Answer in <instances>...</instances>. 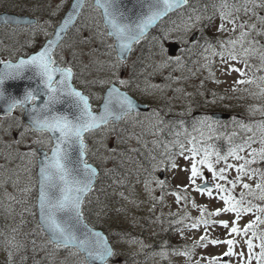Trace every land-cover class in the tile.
Wrapping results in <instances>:
<instances>
[{"label": "rangeland", "instance_id": "374dc122", "mask_svg": "<svg viewBox=\"0 0 264 264\" xmlns=\"http://www.w3.org/2000/svg\"><path fill=\"white\" fill-rule=\"evenodd\" d=\"M261 2L262 0H256L257 4ZM1 3L21 7L25 13L38 18L37 24L32 26L4 25L0 28V57L7 61L16 59L22 53L40 48L44 41L53 35L72 0H0ZM205 4L212 8L211 11L208 13L206 11L205 15L192 16L193 26L190 30H184V25L190 23L189 19H182L163 29L160 38L152 36L146 42H142L141 44L149 45L146 50L143 52L135 50L128 61L118 62L114 40L108 35L100 8L94 4V0H86L78 22L56 50L57 62L62 66L73 68L74 83L93 98L95 105L101 102L104 90L110 85L107 83L101 85L98 81L112 80L119 84L117 79L119 78L129 82L127 86L119 84L122 88L129 89L138 99L148 101L154 107L149 116L141 115L138 123L135 122L134 117H128L120 125L113 124L116 127L108 124L87 134L88 149L93 154L89 160L94 164L98 161L106 164L108 159L106 147L115 145L118 131H127L128 128L127 135L131 137L133 146L130 147L133 148H135L134 142L147 144L148 139H155L159 132L156 130L159 127L157 113L159 107H162L163 102L168 99L172 98V106L174 105L178 111L182 109L183 112L193 115H206L202 117L206 122L205 125L194 126L191 132H186L183 142H177L173 137L172 141L166 143L171 149V157L175 143L176 153L183 144V155L178 153L175 156L174 153L172 158L154 160L148 169L136 167L134 174L129 178V186L120 191H113L114 193H110L109 197H100L99 194H95L94 197L89 196L87 205L94 203V208L97 205L99 209L97 207L96 213H99L107 232L116 234L112 239L116 249L115 259L110 264H189V261L193 264H210L213 260L215 264H247L248 249L244 241L248 238H252L256 245L253 252L260 251V240L252 237L251 230L248 236L235 234L230 236L228 229L219 223L221 220H227L231 226V221L235 219L234 213L221 212L219 216L208 215L209 212L224 207L214 183L225 182L212 181L211 173L207 168L198 165L205 179L213 183V196L209 197L207 194L202 195L195 191V185H192L188 179L192 162L188 149L192 147L189 143L192 137H196L198 142L196 147L200 155L196 157L197 160L205 149L215 153L212 149L204 147L200 140L220 133L217 132L218 127L228 131L231 139L238 142V144L234 143L233 147L243 144L248 137H252L255 142L250 143V147L246 146L245 151L239 153L246 159L252 158L249 153L253 148L262 147L260 141L264 137V129L260 127L261 122L264 121V80L260 79L264 77V70H258L261 66L259 54L244 57L240 45L237 44L235 52L238 59L231 60L228 56L231 46L227 42L239 37L241 29L238 25L241 22L256 23L257 27H260L256 17L252 15L253 4L248 0H205ZM245 7L249 9L247 14L244 12ZM237 8L240 9L239 12L236 11ZM254 10L260 16H264V7H257ZM222 12L232 13V16L223 21L226 29L224 31L219 30ZM196 17L200 19L196 21ZM235 17H238L237 27L232 31L233 25L228 23V20ZM205 31L206 35L213 36L216 42L209 44L205 50L199 47L202 50L200 55L195 57L196 59L191 57L190 63H186L184 49L191 46V43L195 44L194 42ZM245 31H250V35L246 38L244 47H248L247 41L252 39L264 44V36H258L255 31L248 28ZM166 33L167 38H164ZM195 33L198 37L191 41ZM174 41H179L181 45L180 47L177 45L174 52L170 51V53V45ZM161 45L165 50L163 52ZM140 52H142L141 59L144 60L143 64L139 62V65L143 70L138 67L135 72L136 75L143 77L132 78L130 73ZM169 56L173 58L170 61ZM176 57L180 58L178 62ZM243 59H247L252 65L250 69H244L243 63L239 62ZM114 65L118 66L113 67ZM232 68H240L246 72V75L240 76L239 73L232 71ZM249 79L253 83H235L237 80ZM194 106L199 108L194 109ZM214 111L230 114L229 121L214 119L211 116ZM207 124L212 126L211 131L207 128ZM243 125L251 127L252 131H248L246 127H242ZM26 126L28 125L22 122L20 116H0V264H86L82 253L75 254V248L57 249L54 244L48 242L49 238L44 231L31 222L33 216L37 219V193L36 190L35 194L33 192L37 184L35 167L38 155L32 156L28 153L37 151L40 146L49 150L50 145L47 143L48 134L25 131ZM194 128L203 131L204 136L201 137L200 131H195ZM142 129L148 134L146 139H142L138 134ZM37 140L44 143H34ZM211 159L217 170L225 167L226 163L234 165L243 163L232 157L219 164L215 163V155H212ZM173 162L177 165L176 168L171 167ZM249 168H259L263 171L264 162L249 165ZM225 175L229 179H235L237 172L232 168L228 169ZM157 179L164 182L163 186L156 183ZM146 181L149 182L148 188H145ZM204 181L197 178L196 185ZM257 181L258 176L252 180L244 177L242 182L252 184L254 188ZM225 186L231 188V185L225 184ZM242 191L247 190L238 183L233 194L239 198ZM176 194L181 197L179 202ZM247 199H252L254 204L264 206V202L252 197ZM193 202L196 207H193ZM201 207L206 209L204 218L209 223L207 226L201 223L199 227L193 229L190 225L200 218ZM256 215L264 219V213H257L253 209V213L242 216L239 221L241 229L250 220L255 219ZM170 224H173L174 229L178 226L174 237V243H178V246L158 247L146 256L138 258V255L146 253V248L158 240L162 231ZM256 231L259 236L264 232V225H259ZM201 236H205L206 239L200 241ZM227 239L236 241L233 251L244 253L243 257L225 256L224 253L228 249L226 244L211 243L212 240ZM185 252L188 255H184ZM252 264H257L255 258Z\"/></svg>", "mask_w": 264, "mask_h": 264}, {"label": "snow or ice", "instance_id": "6c2138e0", "mask_svg": "<svg viewBox=\"0 0 264 264\" xmlns=\"http://www.w3.org/2000/svg\"><path fill=\"white\" fill-rule=\"evenodd\" d=\"M253 4L252 15L256 17L260 27H257L256 23L249 24L247 21L241 22L238 27L241 29L239 37L234 40H229L227 43L231 46V50L228 52V56L231 60H237L238 57L235 52L237 44L242 49L244 57L253 54H259L261 61L260 69L264 70V44L252 39L247 41L248 47H244L246 38L250 35V31H245L246 28L255 31L258 36H264V16H260L254 9L257 7H264V0L260 4L256 3V0H248ZM188 0H151L147 5L148 11L137 22L123 23L120 16L117 15L113 8V0H104L100 3L97 0L98 6L104 9V16L106 18V26L109 28L108 35L114 37L118 42L119 54L117 57L118 62L121 60V56L125 50H131L133 43H138L140 39L144 37L146 30L154 24L158 19L165 16L173 9H178L181 5H186ZM80 4L73 5V9H79ZM240 11L239 8L236 9ZM249 9L244 8L245 14ZM232 16L231 12L227 14L221 13L220 31H224L225 25L223 21L227 17ZM190 23L184 25V30L188 31L193 26L192 17L189 18ZM200 18L196 17V21ZM236 19L228 20V23L233 25L232 31L236 30ZM72 20V13L69 14L67 19L64 20V25L61 31ZM7 22V21H5ZM179 27V26H177ZM58 35V34H57ZM167 38V33L165 37ZM55 41H49L48 44L42 47L35 54L30 55L27 59H20L18 63H12L10 61H0V64H4L3 70H0V100H6L7 114H11L15 108L23 110L29 118V125L25 127V131H36L42 134H48L47 143L50 145L49 152L43 153V159L39 161L38 172V208H39V227L42 231L48 235V242L54 244L57 249L75 248L76 253H83L85 256L86 264H96L100 261L101 264H107L108 257L111 256L112 250L107 245V242L101 236L99 232H93L87 230L81 232L79 224L83 215L82 205L84 203V197L87 193L92 191L95 179L98 171L96 167L89 164L86 159L87 146L85 144V134L90 133L93 130L100 128L102 125L108 124L111 120H121L124 117L130 115L135 109L136 105L133 100L124 92H121L116 87V81L112 80H100L98 83L101 85L107 83L110 87L107 89V94L104 97L102 110L99 114L93 112L91 104L89 103V97L84 95L83 92L77 90L73 85L74 72L71 66L61 67L58 65L57 60L54 58L53 46ZM258 45V47H257ZM111 47V46H110ZM162 52L163 45H161ZM207 50V49H206ZM223 55V54H221ZM171 56L168 60H172ZM179 61V57L175 58ZM243 63L244 69H250L252 65L247 62V59L239 61ZM118 65H114L116 67ZM234 72L245 76L246 72L240 68H232ZM26 71L32 72V77L38 80L35 88H26L22 98L5 97L3 91V85L6 80H15L23 78ZM118 79V82L122 86H127L128 81ZM264 80V77H260ZM235 83H253L252 80H237ZM43 96V103L37 105V100ZM66 99H70V108L74 109L71 113L59 112L56 110L58 104L64 103ZM31 107H27L28 105ZM198 123L205 125V121L201 120ZM209 131L212 126L206 125ZM248 131H252L251 127L243 125ZM261 129H264V121L260 124ZM195 131H200L201 137L204 136L203 131L198 128H194ZM23 136V133H21ZM211 138V137H209ZM253 141L252 137H248L243 144L236 145L230 148L227 154L221 155L219 152L210 153L206 149L200 159H196L200 152L196 147L198 143L196 137H192L189 141L192 147L188 149L191 153V174L188 177L190 183L195 185V191L207 196H213V188L208 187L207 181L204 177V173L200 170L198 165L207 168V171L211 173L212 181H224L225 183L215 182L214 188L219 194V200L223 201L224 207L217 208L215 212H209V216H219L221 212H229L235 214V219L231 221V226L227 220H221L219 223L226 229H228L229 235H243L248 236L249 230L252 231V237L260 240L259 253H254L253 249L256 247L252 238L246 239L244 242L247 245L248 256L247 264H252V260L255 258L257 264H264V232H261L257 236L256 229L259 225H264V219L260 215H256L255 219L250 220L241 229L239 221L243 215L253 213V209L257 213H264V206L260 204H254L252 197L255 200L264 202V171L259 168H249V165L256 164L258 162H264V137L261 138L260 149H252L249 155L251 159H246L244 156L239 155L240 152H244L246 146L250 147V143ZM37 144H43L44 141H34ZM183 155L184 145H180ZM28 155L36 156L37 151H32ZM212 155H215V163L219 164L221 161H227L229 157L234 160L243 161L238 165L227 164L225 167L217 170L214 167L211 159ZM258 158V159H257ZM189 159V157H185ZM172 168H176L177 165L171 163ZM235 168L237 176L235 179H229L225 175L228 169ZM258 176V181L253 188L252 184L243 183V178L247 177L249 180ZM200 178L205 180L203 186L196 185V179ZM156 183L163 186L162 180H156ZM241 184L242 188L247 190L242 191L237 198L233 193L237 184ZM149 182H145V188H148ZM225 184L231 185V188L226 187ZM177 195V202L181 199L179 194ZM193 207L196 204L193 202ZM206 209L200 208L201 216L198 220L194 221L190 227L195 229L202 223L205 226L209 221L204 218ZM205 236L200 237V241H204ZM212 244H226L228 246L225 256L239 255L244 256V253H234L233 246L236 241L234 239L227 240H212ZM188 255L187 252L183 253ZM215 264V260L210 262Z\"/></svg>", "mask_w": 264, "mask_h": 264}, {"label": "trees", "instance_id": "16d2710c", "mask_svg": "<svg viewBox=\"0 0 264 264\" xmlns=\"http://www.w3.org/2000/svg\"><path fill=\"white\" fill-rule=\"evenodd\" d=\"M219 2V1H217ZM214 5L215 3H211ZM205 0H189V3L170 13L165 19L159 23V25L154 28L145 38H143L139 43L136 44L135 49L133 51V54L135 50H141L142 52L146 50L149 45L147 44H141L142 42H146L150 37L156 36L159 37L163 35V29L168 28L171 24H175L178 21L182 19H188L190 16H196V14L202 15L207 14L212 9L209 5L205 6ZM204 8V10H202ZM2 10H18L20 12H24V9L21 7H16L11 4H0V11ZM207 11V13H206ZM213 36L206 35V31L202 32V35H200V42L208 43L211 40H213ZM189 50V49H188ZM185 52V62L190 63V59L195 52L199 50L197 45L195 44L190 51ZM142 52L138 54V57L136 58V61L134 63V68L132 70L131 77L139 79L140 77H143V75H136V68L139 67V69L143 70V68L139 65L143 64V60L141 59ZM132 54V55H133ZM151 113L143 114L145 116H149ZM140 116L141 115H134L135 122H140ZM157 125L159 126L156 128L158 130L159 135L155 139H148L147 144L142 142H134V146L132 145L131 137L127 135V131L123 130L121 132L118 131L117 137H116V143L113 145V147H110L107 145L106 150L108 151V159L106 160V164L101 163L100 161L97 162L98 167L100 168V173L98 175L96 184L94 188L92 189L90 193V197H94L95 194H99L100 197L107 196L109 197L111 194L114 193L113 191H120L121 189H124L129 186V178L134 174V169L136 167L141 166L142 168H150V164L157 159L162 158H172L174 157L173 154L175 153V156L180 152H177V145L175 143V146L172 148V157H171V149H169V146H166V143H169L173 140V136L177 133V130L179 132H184V129L182 126L177 125L178 123V117L176 113L173 112L171 105L169 102H164L163 106L159 108V111L157 113ZM128 119V117L126 118ZM150 120V119H149ZM151 121V120H150ZM120 125V124H119ZM113 127H116L112 124ZM189 126V125H186ZM126 129V128H125ZM125 131V132H124ZM140 136H142V139H146L147 133L144 129L138 132ZM229 135L228 133H225ZM224 134V135H225ZM173 135V136H172ZM225 137H218L214 136L208 141V148L214 150V152H219L221 155L227 153V151L232 148L235 144H238V142L233 141L229 139L230 136ZM144 136V137H143ZM180 140H176L177 142H183L185 139L184 137H179ZM90 141V140H89ZM154 142V143H153ZM95 148V146H94ZM88 157L92 158L93 154L89 152V149L87 150ZM106 165V166H105ZM261 168L263 166H260ZM264 171V170H263ZM89 198V197H88ZM87 198V200H88ZM86 200V202H88ZM33 206L35 208V201L33 203ZM97 205L94 203H87L84 206L83 214L84 217L95 227L103 228L106 230L104 223L100 220L99 213H96L97 211ZM94 208V209H93ZM99 209V207H98ZM35 212V211H34ZM35 215V213H34ZM33 220L31 221L33 225L37 228H40L38 225L37 219L33 216ZM28 222V221H27ZM29 223V222H28ZM178 226H174L173 224H170L167 228H165L164 231L160 234L158 237V240L152 243V245H149L146 248V253H143L141 255H138V258L146 256L149 252H151L154 249L163 248L164 246L166 248H172L175 246H178V243L175 244V232ZM107 231V230H106ZM111 239L116 235L114 232H108ZM126 235L128 233L125 232ZM47 237V236H46ZM114 258H112L108 264L114 262ZM188 264V263H185ZM189 264H193L189 261Z\"/></svg>", "mask_w": 264, "mask_h": 264}, {"label": "water", "instance_id": "95a60500", "mask_svg": "<svg viewBox=\"0 0 264 264\" xmlns=\"http://www.w3.org/2000/svg\"><path fill=\"white\" fill-rule=\"evenodd\" d=\"M104 0H100V3H103ZM151 2V0H113V8L112 10L115 11L117 13V15L122 14V16H120L121 20L123 23H134L137 22L139 20L140 17H142L144 14L147 13L148 11V7L147 5ZM79 3L80 7L79 9H73V5ZM84 3L85 0H72V3L70 5V7L68 8V10L66 11V13L64 14L63 18L61 19L60 23L56 26L54 34L49 37L44 44L42 45V47L46 46L48 44V42L51 41H55V45L53 46V52L55 51V49L58 47V45L61 43V41L64 39V37L66 36V34L68 33V31L75 25V23L77 22L81 11L84 7ZM94 4L96 6H98L97 4V0H94ZM185 5H181L178 9H180L181 7H183ZM101 11H102V15H103V21L104 24L106 25V18L104 16V9L100 6H98ZM178 9H173L172 11H170L169 13H167L165 16L161 17L160 19H158L154 24H152L145 32L144 36H146L154 27L157 26V24L160 22L161 19H163L164 17H166L168 14L178 10ZM72 13V20L70 21V23L67 25V27L64 28L63 31H61V28L64 25V20L67 19V17L69 16V14ZM7 21V22H5ZM37 21L36 17H33L31 15L28 14H20V13H16V12H8V11H3L0 12V25L2 24H32L35 23ZM107 27V26H106ZM108 32H109V28L107 27ZM58 34V35H57ZM114 41H115V48L117 51V55L119 54V46H118V42L115 40V38L113 37ZM135 43H133L131 45V50H125V52L123 53V55L121 56V60L125 61L128 59V57L130 56V53L133 49ZM177 43H172L170 45V51L174 52V50L176 49ZM41 47V48H42ZM40 48V49H41ZM39 49V50H40ZM37 50V51H39ZM36 51V52H37ZM36 52L31 53L30 55L35 54ZM30 55L28 56H23L20 57L18 60L16 61H12L10 60V62L12 63H18L20 59H27ZM1 61V59H0ZM59 65V64H58ZM60 66V65H59ZM4 68V64H0V70H3ZM32 77V72L30 71H26L24 73L23 78L20 79H15V80H6L3 87V91H4V95L5 97H16V98H22L24 91L26 88H35L37 86L38 80L35 78H31ZM73 85L74 87L77 88V90L83 92L84 95L88 96V94H86L82 89L78 88L75 84L74 81ZM110 86H108L103 94V99L102 102L99 106V110H94L92 107V102L90 100L89 97V103L91 104L92 110L94 113L99 114V112L102 110V105L104 102V97L107 94V89ZM116 87H118L120 89L121 92L126 93L135 103L136 105V109L132 112H138V111H147L149 109V106L145 103H141L137 98H135L131 93H129L127 90L121 88L118 84H116ZM43 99L44 97L41 96L40 99L37 100V105L43 103ZM70 99H66L64 103L58 104L56 106V110L59 112H66V113H71L72 111H74V109L70 108ZM6 107H7V102L6 100H0V114L1 115H5L7 114L6 112ZM27 107H31V105L29 104ZM13 111V110H12ZM214 117L217 118H222V117H229V114H223V113H214L213 114ZM23 120L29 124V118L28 115L24 112L23 115ZM122 120V119H121ZM121 120H111L114 123H119ZM110 121V122H111ZM103 126V125H102ZM98 129V128H97ZM86 146L87 143L85 142ZM44 152H48L46 149L44 148H39V158H38V172H39V161L43 159V153ZM50 155V152H49ZM88 162V161H87ZM89 164H92L93 167L97 168V171L99 173V169L98 167L91 163L88 162ZM98 176V174H97ZM39 179V176H38ZM97 177L95 179L94 185L96 183ZM93 185V186H94ZM203 184H201V186H203ZM208 187L212 186L211 182H207ZM38 189H39V185H38ZM89 193L86 194V196ZM86 196L84 197V199L86 198ZM83 206V205H82ZM37 209H38V220H39V208H38V201H37ZM40 223V220H39ZM79 228L81 230V232L87 231V230H91L93 232H99L101 234V236L104 238V240L107 242V245L109 246V248H111L112 253L114 254V246L112 241L110 240L108 234L101 228H97L92 226L84 217V215H82L81 217V221L79 224ZM46 233V232H45ZM47 235V233H46ZM48 236V235H47ZM83 254V253H82ZM113 254L111 256L108 257L107 262L112 258ZM84 255V254H83ZM96 264H101L100 261H97Z\"/></svg>", "mask_w": 264, "mask_h": 264}, {"label": "flooded vegetation", "instance_id": "af4514ba", "mask_svg": "<svg viewBox=\"0 0 264 264\" xmlns=\"http://www.w3.org/2000/svg\"><path fill=\"white\" fill-rule=\"evenodd\" d=\"M29 53H22V54H20V55H18L17 56V58H19L20 56H26V55H28ZM1 58V57H0ZM16 58V59H17ZM54 58H55V54H54ZM16 59H13V60H16ZM56 59V58H55ZM3 60V59H2ZM173 108H174V111H178L177 109H176V107L173 105ZM194 109L195 108H199V106H194L193 107ZM181 110V112H183L182 111V109H180ZM193 111V110H192ZM179 112V111H178ZM22 114H23V110H21L20 108H15L14 109V113L12 114V115H15V116H20V119L22 118ZM198 115H200V114H198ZM203 116H206L205 114H202ZM179 117H183L182 118V120L181 121H179L178 120V123H177V125H181V126H185V125H187L191 120H190V116H194L193 114H191V113H189V112H183L182 114H179L178 115ZM219 121H222L221 119H218ZM219 129H220V127H218ZM221 130H223V129H221Z\"/></svg>", "mask_w": 264, "mask_h": 264}]
</instances>
